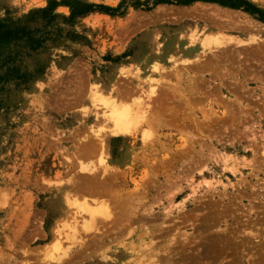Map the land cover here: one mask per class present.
<instances>
[{
  "label": "rangeland",
  "instance_id": "obj_1",
  "mask_svg": "<svg viewBox=\"0 0 264 264\" xmlns=\"http://www.w3.org/2000/svg\"><path fill=\"white\" fill-rule=\"evenodd\" d=\"M208 32L220 42L203 44ZM100 94L143 98L149 121L105 143ZM69 196L96 198L107 215H81ZM0 264H264L259 14L209 1L0 0Z\"/></svg>",
  "mask_w": 264,
  "mask_h": 264
},
{
  "label": "bare ground",
  "instance_id": "obj_2",
  "mask_svg": "<svg viewBox=\"0 0 264 264\" xmlns=\"http://www.w3.org/2000/svg\"><path fill=\"white\" fill-rule=\"evenodd\" d=\"M220 37L221 36H219L218 34H216L214 32L213 33L208 32V33L202 35V43L203 44H209V45H212L214 43L215 44H218L220 42V40H221ZM231 39H233V38H231ZM154 63H155L154 66L157 68V71H160L161 72V70L165 69V66L163 65V62L161 60H156ZM155 80H156V78H155ZM151 86H152V90L154 89V92H155V84H152ZM96 93H101V91L97 90ZM100 98L103 99L102 101L100 99V101L103 102V104H102V110L101 111H102V114H104V117L102 118L104 120L102 122H100V124H99V127H100V129L98 130L99 132H95V133L98 136L99 135L102 136L103 139L105 140V143L108 142L109 139H106V138L108 137V135L110 136L111 133L112 134L113 133L114 134L115 133H125V134L133 133V132H136L137 131V128L140 127L139 125H141L143 121H145V120H148L149 121V119H148L149 118L148 117V115H149L148 112L150 113V110H151L150 103L148 101H145L143 98H139V100H136L134 104L123 103L119 99V97H112L111 95L110 96L109 95L103 96V94H100ZM101 102H99V103H101ZM145 135L147 136V134H145ZM101 143H102V141H100V144ZM82 169L83 170H86L87 167L86 166H82ZM71 197L69 196V198L67 200L68 201V205H71V206L73 205L74 206L75 205L74 203H76L77 206H78L77 212H78L79 209H80L79 212H82V211L88 212L90 214L92 220H96V219H98V218H100L102 216L104 217L105 214L107 215V212H108L106 210L107 208L106 207H103L102 204L100 205V203H102V202L99 201L100 203H97L96 198H92V200H93L92 202L87 201V200H84L81 203V202H79L80 201L79 199L76 200V198H73V200H72ZM66 199H67V197H66ZM78 213H77V215H76V211L72 213V218H74V221H76L75 224H77V226L80 225V220H79L78 217H79V214H81V213H79V214ZM88 218H89V215H88ZM67 219H68V217H67ZM70 220L71 219L68 220L69 221L68 223H70ZM65 222L67 223V221H65ZM66 223H64V225L61 224L62 225L61 227L65 226ZM89 225H91V224H89ZM77 226H76V228H77ZM58 227H60V225ZM65 227H67V226H65ZM69 227L72 228V226H69ZM69 227H67V228H69ZM85 227L87 229V226L84 225L83 228H85ZM58 229L60 230L61 228H58ZM77 230H78V228H77ZM64 231H65V229H64ZM64 231L62 230L61 233L64 232ZM70 231L71 230L69 229V232L68 233H71ZM61 233H58V234H60V235H58V237L61 236ZM76 234H74L73 236H75ZM68 239L69 240L71 239L70 236H69ZM57 240H58V238H56L55 241H57ZM60 244H61V242H60ZM69 244L67 246L66 245L65 246L66 247H69L70 246ZM58 245H59V240H58ZM49 249L50 248H48V251H49Z\"/></svg>",
  "mask_w": 264,
  "mask_h": 264
},
{
  "label": "trees",
  "instance_id": "obj_3",
  "mask_svg": "<svg viewBox=\"0 0 264 264\" xmlns=\"http://www.w3.org/2000/svg\"><path fill=\"white\" fill-rule=\"evenodd\" d=\"M178 2L180 4H191L197 1H209V2H217L226 6H231L234 8H244L245 10L253 13V14H259L260 19L264 21V12L257 8L253 3L249 2L248 0H155V3H163V2ZM56 4V2H54ZM53 3V4H54ZM140 3V2H139ZM98 6L90 5L84 10H79L76 6H72L73 14H81L84 13L90 9H95ZM104 7V6H101ZM107 11L115 12V10H112L110 8H103ZM13 39L12 32L9 31V42Z\"/></svg>",
  "mask_w": 264,
  "mask_h": 264
}]
</instances>
